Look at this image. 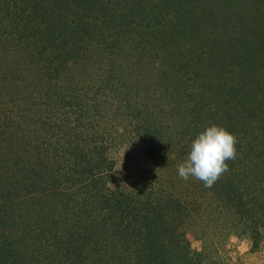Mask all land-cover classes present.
Wrapping results in <instances>:
<instances>
[{
  "label": "trees",
  "instance_id": "trees-1",
  "mask_svg": "<svg viewBox=\"0 0 264 264\" xmlns=\"http://www.w3.org/2000/svg\"><path fill=\"white\" fill-rule=\"evenodd\" d=\"M253 100L264 0H0V264H221L264 228ZM212 125L238 144L208 188L177 165ZM116 144L149 161L130 184Z\"/></svg>",
  "mask_w": 264,
  "mask_h": 264
},
{
  "label": "rangeland",
  "instance_id": "rangeland-1",
  "mask_svg": "<svg viewBox=\"0 0 264 264\" xmlns=\"http://www.w3.org/2000/svg\"><path fill=\"white\" fill-rule=\"evenodd\" d=\"M245 106L255 108L256 113L250 112L252 119L246 118L242 122L243 128L254 129L256 131L254 135L264 137V104L259 106V103L253 100ZM255 118L258 119L254 120ZM240 132L243 136V132ZM109 156L115 162L117 175L127 184L136 181L149 167V161L143 152L131 144H116ZM258 233L255 239L247 234L231 236L224 246L225 258L221 264H264V228L259 229ZM188 238L193 248L200 249L201 241L194 235L192 229L188 230Z\"/></svg>",
  "mask_w": 264,
  "mask_h": 264
},
{
  "label": "clouds",
  "instance_id": "clouds-1",
  "mask_svg": "<svg viewBox=\"0 0 264 264\" xmlns=\"http://www.w3.org/2000/svg\"><path fill=\"white\" fill-rule=\"evenodd\" d=\"M237 144L238 137L227 128L207 127L192 141L186 160L177 165L179 177L185 181L195 178L211 188L228 172L226 161L236 159Z\"/></svg>",
  "mask_w": 264,
  "mask_h": 264
}]
</instances>
